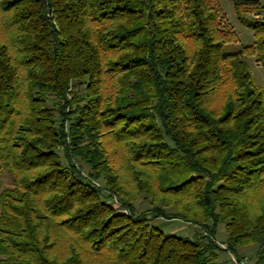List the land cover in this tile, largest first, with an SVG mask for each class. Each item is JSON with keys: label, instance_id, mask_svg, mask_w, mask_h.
Listing matches in <instances>:
<instances>
[{"label": "trees", "instance_id": "obj_1", "mask_svg": "<svg viewBox=\"0 0 264 264\" xmlns=\"http://www.w3.org/2000/svg\"><path fill=\"white\" fill-rule=\"evenodd\" d=\"M231 1L253 45L212 0H0V264H223L158 219L224 226L264 264V90L245 60L264 69V0Z\"/></svg>", "mask_w": 264, "mask_h": 264}, {"label": "rangeland", "instance_id": "obj_2", "mask_svg": "<svg viewBox=\"0 0 264 264\" xmlns=\"http://www.w3.org/2000/svg\"><path fill=\"white\" fill-rule=\"evenodd\" d=\"M214 7L218 8L220 11L221 17L228 26H231L235 32L238 34L240 43L235 46V48H240L242 46L253 45L256 42L254 33L249 30L245 25H243L239 19L235 5L231 0H212ZM244 17H252L251 15L245 14ZM246 62L248 63L253 76L255 78L256 84L259 88L264 90V69L257 62L256 57H245ZM83 174H88V167L84 165ZM13 176L10 173H5L0 178V189H8L13 185ZM103 182H97V185L102 186ZM116 202V201H113ZM115 206L119 208V205L115 203ZM136 212L138 214L147 211L150 206L148 202L144 201L143 197L135 204ZM154 224L158 225L163 229L166 234H174L180 237H188L194 239L197 235L200 237L210 238L220 249L219 251V260L223 264H256L257 263V250L258 247L254 246L251 248L243 249L240 251L242 258L239 259L234 254L228 250L227 246V234L224 226H219L216 230V233H210L201 227H197L186 223L181 220H165L158 219L153 221ZM210 230L214 228L212 223L209 226Z\"/></svg>", "mask_w": 264, "mask_h": 264}]
</instances>
